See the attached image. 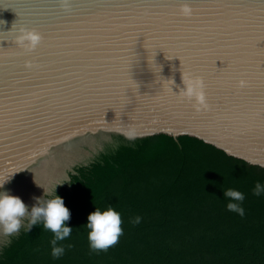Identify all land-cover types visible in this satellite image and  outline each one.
<instances>
[{"label":"water","instance_id":"95a60500","mask_svg":"<svg viewBox=\"0 0 264 264\" xmlns=\"http://www.w3.org/2000/svg\"><path fill=\"white\" fill-rule=\"evenodd\" d=\"M68 3L0 0V193L22 200V219L94 138L190 134L264 168V0ZM29 29L42 36L32 51L18 43ZM185 73L203 79L208 110L178 95Z\"/></svg>","mask_w":264,"mask_h":264},{"label":"trees","instance_id":"16d2710c","mask_svg":"<svg viewBox=\"0 0 264 264\" xmlns=\"http://www.w3.org/2000/svg\"><path fill=\"white\" fill-rule=\"evenodd\" d=\"M111 142L50 198L70 212L64 254L53 258L54 234L27 220L0 248V264H264V193L253 194L263 167L190 134ZM229 188L245 195L243 217L227 209ZM108 208L121 215L123 234L94 252L87 217Z\"/></svg>","mask_w":264,"mask_h":264},{"label":"clouds","instance_id":"9594fccd","mask_svg":"<svg viewBox=\"0 0 264 264\" xmlns=\"http://www.w3.org/2000/svg\"><path fill=\"white\" fill-rule=\"evenodd\" d=\"M61 6L67 10L69 8L68 0H61ZM179 12L187 17L192 15L193 9L190 5L183 4ZM41 40L42 36L38 31L29 29L19 36L18 43L25 50L32 51L40 44ZM30 66V64H26V67ZM168 81L171 85L174 83L172 80ZM182 82L184 87L178 93L180 98L192 101L193 108L197 112L208 110L209 105L203 79L185 73L182 74ZM246 86L247 82L245 80L238 81V87L243 88ZM118 130L129 140L136 138V131L131 126ZM7 178H0V187H3ZM261 193H264V185L258 182L253 189V194L260 196ZM224 196L232 201L227 204V209L243 217L245 210L241 207V203L245 199L244 193L229 188L224 191ZM26 215H29V210L20 198L0 193V231L3 234L12 235L17 233L21 228L22 218ZM69 218V210L64 206L63 200L57 196L46 201L43 206H33L30 210L29 229L42 220L44 228L54 234V239L50 242L53 258H59L65 252L63 246H58V242L65 240L72 233L73 229L65 226V222ZM87 219V227L90 229L87 238L92 251H107L118 243L120 236L123 234V229L121 227V215L117 211L112 208L104 211L96 209L95 212L88 215ZM139 222L140 217H136L134 223L138 224Z\"/></svg>","mask_w":264,"mask_h":264},{"label":"flooded vegetation","instance_id":"af4514ba","mask_svg":"<svg viewBox=\"0 0 264 264\" xmlns=\"http://www.w3.org/2000/svg\"><path fill=\"white\" fill-rule=\"evenodd\" d=\"M111 141H112V138L111 139H104V140H102L101 138H94L93 140H91L89 142V146H92L93 145V150L92 149L91 150L90 149L87 150L86 149V145L84 144V142H81L80 144H76L75 146L73 145L74 147L73 146L72 147L74 149L71 148L70 152L72 154H74V155L79 156V159L76 160V161L71 162L67 166L66 165L67 163L60 164L61 161H63L65 158L69 157V156H65L64 155L63 160L61 159V161H59L58 163L55 164V166H57V167H60V165H61V167H60L61 169L58 172L57 179H60V177L63 178V182L62 183H58L59 185L56 183L57 184L56 185L57 186L56 189L58 187H63V186L66 187V183L67 182L69 183V175H70V173H72L73 169L76 166L82 165V164L76 163L77 161H80V160L85 159V158H89V157L92 158V157L97 156L98 155V152L102 150V147L103 146L105 147L109 143H113ZM83 146H85V147H83ZM88 152H91V153H88ZM62 172H64V174L63 175H60V173H62ZM51 189H52V192H50V193H47L46 194L47 191H44L42 194L35 195V196H38V198H37V200H35V198L34 199L32 198V200L30 201V204H29V209L31 210V208L33 206H43L45 204V202L48 201L50 199V197L52 196L53 191L55 190V187L54 186L52 187V185H51L50 188H49V191ZM29 197H31V194H29ZM36 201H37V205H35ZM26 222H27V218L22 219L21 226L26 225ZM8 240H9L8 235H3L1 237V239H0V248L4 245V242L5 241L7 242Z\"/></svg>","mask_w":264,"mask_h":264}]
</instances>
